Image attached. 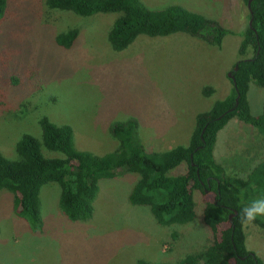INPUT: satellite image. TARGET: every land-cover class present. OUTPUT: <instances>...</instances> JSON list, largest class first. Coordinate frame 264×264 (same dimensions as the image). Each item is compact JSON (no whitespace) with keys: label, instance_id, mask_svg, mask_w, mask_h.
Listing matches in <instances>:
<instances>
[{"label":"rangeland","instance_id":"374dc122","mask_svg":"<svg viewBox=\"0 0 264 264\" xmlns=\"http://www.w3.org/2000/svg\"><path fill=\"white\" fill-rule=\"evenodd\" d=\"M150 9L181 6L230 31L221 48L184 33L139 36L114 51L108 32L118 13L84 17L50 9L46 0H8L0 21V153L15 159L23 134L41 142L39 119L72 128L78 150L104 155L117 148L116 122L134 120L147 151L188 145L198 113L231 90L228 73L240 59L241 33L249 24L244 0H140ZM75 29L69 49L55 37ZM250 51L246 57H250ZM212 89L205 95L204 90ZM253 115L264 113V88L250 84ZM46 156H57L43 149ZM264 155V140L250 124L231 118L217 135L214 158L228 175L244 173ZM185 163L170 171L181 175ZM138 175L118 171L101 180L87 221H69L58 205L55 183L40 191L43 227L31 230L14 211V195L0 190V264H135L177 262L207 245L202 221L212 193L193 190L195 219L160 225L146 207L128 202ZM246 246L264 262V230L245 227Z\"/></svg>","mask_w":264,"mask_h":264},{"label":"trees","instance_id":"16d2710c","mask_svg":"<svg viewBox=\"0 0 264 264\" xmlns=\"http://www.w3.org/2000/svg\"><path fill=\"white\" fill-rule=\"evenodd\" d=\"M7 1L0 0V21ZM244 1L247 4L248 0ZM46 5L84 17L118 13L107 36L116 52L125 50L139 36L166 37L177 33L221 48L230 34L219 22L177 5L150 9L140 0H46ZM248 12L251 25L240 35L238 55L242 59L230 71L231 90L224 99L196 115L188 145L147 151L137 137L136 122L130 119L111 125L110 134L117 141V148L99 156L75 147L70 126L56 125L42 117L41 142L23 134L15 145V159L0 153V190L14 195L16 214L31 230H41L40 191L44 185L55 183L60 188L58 205L65 217L72 222L87 221L93 214L99 182L114 178L118 171H127L138 175L128 202L148 208L160 225H186L195 219L194 189L214 195L202 214L210 233L202 251L177 262L139 259L135 264H264L247 248L245 226L240 222L242 209L264 197V155L249 164L244 173L233 176L214 158L217 135L233 117L253 126L264 140V113L253 115L248 101L251 83L264 88V0H251ZM77 36V30L72 29L58 34L55 43L69 49ZM250 51L252 55L246 57ZM211 91L203 92L208 95ZM43 149L57 156H46ZM183 163L187 165L184 174H170ZM232 213L235 214L230 221ZM253 225L264 230V217L257 218Z\"/></svg>","mask_w":264,"mask_h":264},{"label":"clouds","instance_id":"9594fccd","mask_svg":"<svg viewBox=\"0 0 264 264\" xmlns=\"http://www.w3.org/2000/svg\"><path fill=\"white\" fill-rule=\"evenodd\" d=\"M259 217H264V197L251 201L242 209L240 222L247 227L253 225Z\"/></svg>","mask_w":264,"mask_h":264},{"label":"water","instance_id":"95a60500","mask_svg":"<svg viewBox=\"0 0 264 264\" xmlns=\"http://www.w3.org/2000/svg\"><path fill=\"white\" fill-rule=\"evenodd\" d=\"M250 3H251V0H248L247 1V9L248 10H250ZM249 25H251V20L249 21ZM235 70H237V67H235ZM228 77H229V79H232L233 80V75H232V73H228ZM237 103H238V101H237V99H236V105H237ZM235 213H232L230 216H229V220L231 221V219H232V216L234 215Z\"/></svg>","mask_w":264,"mask_h":264}]
</instances>
